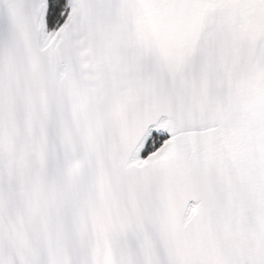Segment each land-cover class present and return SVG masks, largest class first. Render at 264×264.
<instances>
[{
  "label": "snow or ice",
  "instance_id": "snow-or-ice-1",
  "mask_svg": "<svg viewBox=\"0 0 264 264\" xmlns=\"http://www.w3.org/2000/svg\"><path fill=\"white\" fill-rule=\"evenodd\" d=\"M0 264H264V0H0Z\"/></svg>",
  "mask_w": 264,
  "mask_h": 264
}]
</instances>
